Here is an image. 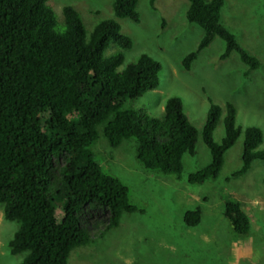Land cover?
<instances>
[{"label": "trees", "instance_id": "trees-1", "mask_svg": "<svg viewBox=\"0 0 264 264\" xmlns=\"http://www.w3.org/2000/svg\"><path fill=\"white\" fill-rule=\"evenodd\" d=\"M136 3L113 0V16L138 22ZM223 3L188 0L186 19L203 35L196 50L183 58L184 68L216 36L225 44L221 59L234 51L250 70L258 67V60L220 23ZM62 15L58 23L47 0H0V204L3 218L17 223L8 247L13 255L25 252L18 264H68L72 249L93 238L91 230L117 226L123 212L136 210L125 185L105 174L89 150L99 124L111 147L133 138L144 168L177 177L182 156L194 153L201 135L211 160L187 176L189 184L216 178L225 151L241 132L242 164L232 176L243 175L253 160L264 161V149H257L260 129L236 126L232 103L221 108L209 101L201 132L174 96L166 98L160 120L122 109L126 99L158 86L159 63L142 54L119 70L121 50L132 43L114 18L100 21L86 35L74 8L63 6ZM110 41L120 50L104 57ZM222 110L224 137L219 143L212 132ZM222 214L235 233L250 230L240 202L226 201ZM200 220L199 207L183 215L189 227Z\"/></svg>", "mask_w": 264, "mask_h": 264}, {"label": "rangeland", "instance_id": "rangeland-1", "mask_svg": "<svg viewBox=\"0 0 264 264\" xmlns=\"http://www.w3.org/2000/svg\"><path fill=\"white\" fill-rule=\"evenodd\" d=\"M113 0H47L54 17L63 21V6L80 15L88 35L102 20L114 18L120 33L131 40L121 50L119 70L145 54L160 65L158 86L136 99H126L121 108L133 109L148 121L160 120L166 98L181 100L188 121L201 132L210 102L236 109L235 125L259 128L264 149V0H224L220 23L259 65L249 69L236 52L224 59V41L219 37L200 50L189 68L183 58L196 50L203 30L186 19L188 0H137L139 21L115 18ZM114 41L104 57L119 51ZM221 111L212 137H224ZM103 124L89 150L101 170L120 180L127 188L128 201L136 210L123 212L117 226L97 233L87 243L74 247L68 264H264V161L253 160L241 176H232L242 164L243 133L224 153L223 165L214 179L202 184L187 183L190 173L210 160V151L198 136L193 154L182 156L179 177L144 168L136 158L137 141L123 140L111 147L103 136ZM226 201H238L250 218L246 234L235 233L223 216ZM199 207L201 220L189 227L183 222L187 210ZM17 223L5 220L0 204V264H18L25 252L11 254L8 242Z\"/></svg>", "mask_w": 264, "mask_h": 264}]
</instances>
